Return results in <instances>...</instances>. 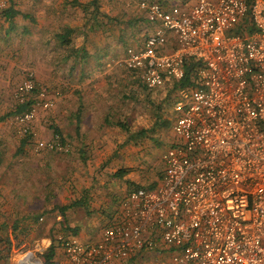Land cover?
Segmentation results:
<instances>
[{
    "label": "built area",
    "instance_id": "1",
    "mask_svg": "<svg viewBox=\"0 0 264 264\" xmlns=\"http://www.w3.org/2000/svg\"><path fill=\"white\" fill-rule=\"evenodd\" d=\"M164 4L137 0L148 28L117 61L149 88L193 65V84L173 104L163 174L122 198L95 243L58 241L71 264H121L144 253L158 256L149 264H264V0ZM59 95L31 70L14 89V101L30 105L10 118L34 152L70 150L59 133L34 139V121ZM18 255L14 264H48Z\"/></svg>",
    "mask_w": 264,
    "mask_h": 264
},
{
    "label": "crops",
    "instance_id": "2",
    "mask_svg": "<svg viewBox=\"0 0 264 264\" xmlns=\"http://www.w3.org/2000/svg\"><path fill=\"white\" fill-rule=\"evenodd\" d=\"M72 1L0 2V116L6 113V108L13 101L18 72L22 68L18 66L17 54L31 51L30 38H47L51 25L58 22L60 25L56 28L67 26L75 29L72 35L74 44L72 41L61 47L86 46L92 53V31L84 29L81 9ZM106 4L103 9L111 7L108 2ZM104 45L94 46L101 50ZM104 48L106 52L113 51L109 45ZM102 71L93 73L92 94L87 96L81 89H72L62 81V95L55 100V107L60 106L62 110L53 112L51 109L48 112L52 130L46 132L47 135L58 128L66 139L71 140L74 152L71 151L70 155L58 156L46 151L35 154L31 142L22 144L23 137L17 133L10 117L0 120V236L15 227L27 230L35 237L37 228L44 226L47 232L42 237L46 246H50L52 236L49 231L57 228L52 226V222L60 219L54 210L72 204L64 212L66 230L72 232L65 230L68 233L61 235L83 243H95L102 230L112 222L118 201L129 192L128 178L135 180L134 185H139L138 178L145 180L143 174L128 169L122 177L114 176L118 169L111 168L112 157L114 154L123 155L127 147L123 146L126 136L115 138L111 135L117 130L120 132V127L110 120L123 118L130 112L126 109L128 99L122 94V80L115 82L108 76L100 77ZM74 91L76 94L72 95ZM42 120L37 118L34 126H40ZM116 162L128 165V159L123 156L122 162L118 159ZM40 217L44 219L40 220ZM9 239L14 242L11 235ZM11 244L15 245V242ZM4 249L6 245L0 242V264H6ZM156 257L155 253H144L142 257L121 264H147L148 259ZM53 260L59 264H71L62 247L56 249Z\"/></svg>",
    "mask_w": 264,
    "mask_h": 264
},
{
    "label": "rangeland",
    "instance_id": "3",
    "mask_svg": "<svg viewBox=\"0 0 264 264\" xmlns=\"http://www.w3.org/2000/svg\"><path fill=\"white\" fill-rule=\"evenodd\" d=\"M106 1L108 0H105L104 5H107ZM135 1L136 0H120L119 4L126 8H127V5L129 4L132 5L131 6L132 11L135 14H137L135 12V5H136ZM164 1L168 5L173 4V3L183 5L186 2H190V0H164ZM104 8L106 11H110V12L112 11V9L109 8L108 6H105ZM59 25L60 24L58 22L56 24H52L51 27L49 25L50 30L47 31V38L46 37H43V39L42 38L38 39L35 37L34 39L30 38V40H28L30 44V49H31L29 53L17 54L18 66H21L22 68L20 72H18V79L16 81V84L18 85V83L22 81L27 70H31L33 71L35 75L37 84L40 86H47V87H50L51 89H55V88L57 89L60 87L61 82L65 81V83L67 82L70 88L72 89L79 88L81 89V91L84 92V95L86 96L89 94H92L91 93L92 92V75H93L92 74V62L84 66L77 65L74 69L75 71L73 73H70L69 69L71 67V60L70 59L64 60L63 57H61L62 55L65 54L67 49L58 45L53 35L54 33H56L58 29H60V27L56 28V26H59ZM139 35L143 37L144 29L141 31V33H139ZM90 39H92V47H90L92 51L97 50V48L95 47L97 44H100V45L105 44L104 47L108 46L109 43L111 44L109 46L113 49V51L111 52L109 50L108 53L106 54L108 56V62L106 65V69L105 68L103 69L104 71H102L100 77L105 78L109 75L108 76L109 78H113L115 79V82H117L118 78L116 79L115 74H112V73L114 71L122 70L121 69L122 66L120 64H117V61L122 60V58L124 57V47L125 46L117 45L114 41L101 38L100 36L97 37V34H94V33L92 34V38ZM133 40H135L136 42L138 41V39L136 38H133ZM131 42L132 41H130L129 45L133 43ZM73 44H74V41H73ZM104 47H102L101 49L102 51L100 53L101 55L106 53V48ZM82 71H85V72L83 73ZM120 75L118 76L120 77ZM83 86H86V87H83ZM69 93L70 92H68V94ZM75 94H76L75 91L72 92V95H75ZM61 95H62V92L59 95V97ZM13 102H15L14 99L11 102L10 106L6 108V112L12 107ZM127 104L128 106L126 109L128 110V112H130V114L124 116L123 118L126 119L128 124H130L129 126H131V130L135 132L142 128H145V129L148 128V129H151L152 131L150 132V134H147L146 137L143 135L138 141H135L134 143H130L127 145L124 144L123 146L127 147L126 150L124 151V154L121 156L119 154L113 155L112 157L113 166H111V168H117V169L122 168L125 170L128 169L130 171L133 170L136 174H139V175L143 174L142 178H144L145 180L138 178L137 184H139L142 187H147L148 185L154 183V181H157L159 172L163 167V164L161 161V154L163 153L164 150H166L171 145V142L174 138V132H173L172 127L174 124L176 113L173 112L172 108L165 109L166 111L165 117L167 119V123L166 125L163 126V128H157L155 127V124H154V113H152L153 111L150 105H146L144 103L141 105L139 103L140 104L139 107L142 109L141 110L140 108H134V107H137L136 105H139V104H136L134 106V103H128V101H127ZM51 109L53 110V112L58 109L62 110L60 106L55 107V104H54V107H52ZM133 109H135L136 111H133ZM135 113H138V115H135ZM118 118L119 117L111 119V121H115ZM49 119H50V116H47L45 120L40 121L39 122L40 126L38 127H35L33 123L32 128L34 129L36 133L34 139L50 138L53 132L50 135H47L46 133L52 130L50 128L52 123L50 122ZM143 134H146V133H143ZM111 135L115 138H118L120 136H123V137L126 136V133L124 132L122 128H120V132L119 130H117V133L112 132ZM64 138H65V141L69 144L70 150L68 152H57V151H46V152H51V153L57 154L58 156H60L61 154L65 156L70 155L71 151L73 153L74 150H72L73 145L71 143V140L66 139V137ZM137 138H139V136H137ZM33 142L34 140L33 141L31 140V144H32L31 147H33ZM119 148H121V146ZM43 152L44 151L39 152V153L38 152H34V153L41 154ZM122 156L128 159L127 166H124V164L122 165L119 162L117 164L116 162L117 159L122 162ZM56 158H59V157H56ZM134 181L135 180L128 178L129 188L133 187V184L135 183ZM1 232L2 231L0 230V233ZM46 232L47 230L44 226L39 227V229L37 228L36 230L37 235L35 237L33 235H30L31 233L26 232L24 235L19 237V238L24 239L23 241L20 242V239H15L13 237V235L11 234L12 230L10 232L9 231L7 232L6 230V234H3L1 237H5L8 235L7 237L10 238V235H11L12 240L15 242V245L11 244L8 248L6 247V249H4L5 250L4 258L6 260L5 261L6 264H14V260H18L19 258H21L22 256L18 255L20 251L31 252L35 255L36 258L43 260L42 257L45 255V253H47L49 249V246H46V242L42 237V235H44ZM27 254H30V253H27ZM132 264H137V263H132ZM139 264H142V263H139ZM147 264H149L148 261H147Z\"/></svg>",
    "mask_w": 264,
    "mask_h": 264
},
{
    "label": "trees",
    "instance_id": "4",
    "mask_svg": "<svg viewBox=\"0 0 264 264\" xmlns=\"http://www.w3.org/2000/svg\"><path fill=\"white\" fill-rule=\"evenodd\" d=\"M120 0H108V4L111 6L110 8L112 11H106L103 9V3L105 0H89L86 2H80L78 0H73L74 5H78L81 9L83 14V25L84 29L92 31V34H97V37L100 36L101 38L108 39L114 41L117 45L125 46L124 53L126 48L130 46H138L141 44L143 37L139 35L141 31L144 29V32L148 28V23L143 16V14H135L132 11V5H127V8L121 6L119 4ZM160 3H166L164 0H158ZM137 0L135 1V3ZM165 5V4H164ZM60 32L54 33V39L60 46H68V44L72 43L73 39L72 35L75 31L74 28L64 26L59 29ZM146 33H144L145 35ZM140 36V37H139ZM87 38V37H85ZM133 38L138 39L136 42ZM130 41H132L131 45ZM109 45H111L109 43ZM67 48V47H66ZM65 48V49H66ZM102 51L97 49L93 50L92 53L89 52L86 47H79V48H71L67 49L65 54L62 55L64 60L70 59L71 60V67L69 69L70 73H73L75 67L77 65L84 66L88 65L92 62V74L96 71H102V69H106V65L108 62V56L106 55L108 52L101 55ZM107 58V59H106ZM107 60V61H106ZM121 71H114L116 79L122 80L123 83V96L128 99V103L136 104H146L150 105L152 109V113H154V124L157 128H163L164 125L167 123V119L165 117L166 111L165 109L172 108L174 102L178 99L181 90H186L188 86H191L193 83V79L195 78V70L193 65L190 63L185 68V74L182 79L180 80H169L163 86L157 88H149L147 87L138 76L134 72H130L129 70L125 69L124 67L121 68ZM83 73L85 71H82ZM121 74V75H120ZM120 75V77L118 76ZM109 76V75H108ZM63 84H60V88H55L59 90L60 94L63 91ZM59 87V86H58ZM50 88V87H49ZM51 89V88H50ZM126 92V93H125ZM136 105V106H140ZM30 103L27 101L26 103H18L13 102L12 107L4 114L0 116V120L10 117L15 113H20L25 111ZM80 106L81 103H80ZM174 112V111H173ZM172 112V113H173ZM107 121V120H106ZM113 124H116L118 127L122 128L126 133V140L123 142V145L134 143L138 141L143 135L146 137L147 134H150L152 131L148 128H142L135 132L131 130L130 124L124 118H118L115 121H111ZM54 133H59L62 136V140L65 138L61 134L58 128H54ZM146 133V134H143ZM139 136V138H137ZM22 144L25 142H31L30 138L23 137L21 139ZM126 172L125 169H118L114 173L116 177H122V175ZM163 174V167L159 172L158 179ZM157 179V181H158ZM148 185L147 187H154L156 182ZM136 187H142L140 185H134L128 191L132 190ZM124 198V197H122ZM118 201L117 206L120 204ZM72 205V204H71ZM66 205L62 207H58L57 211L54 210V213H59L60 219L54 220L52 222V226H56L57 228L54 230H50L49 233L52 236V244L49 246L47 253L42 257L43 261L50 264L53 263V257L55 254L56 249L61 248L60 242L58 241V236L63 233H68L66 231L72 232L71 230H66V223L64 219V212L68 206ZM52 212V211H51ZM44 216V215H43ZM44 219V218H43ZM42 219V220H43ZM51 226V227H52ZM14 228V229H13ZM12 235L15 236L16 239H20V242L23 241V238H19L20 236L24 235L27 230H21L13 227ZM66 230V231H65ZM71 234V233H70ZM65 236V235H64ZM1 237V236H0ZM0 242L4 243L8 248L12 241L5 236L1 237ZM19 243V241H18Z\"/></svg>",
    "mask_w": 264,
    "mask_h": 264
},
{
    "label": "bare ground",
    "instance_id": "5",
    "mask_svg": "<svg viewBox=\"0 0 264 264\" xmlns=\"http://www.w3.org/2000/svg\"><path fill=\"white\" fill-rule=\"evenodd\" d=\"M29 256H30V254L25 255V256H24V259H25V260L28 259Z\"/></svg>",
    "mask_w": 264,
    "mask_h": 264
}]
</instances>
